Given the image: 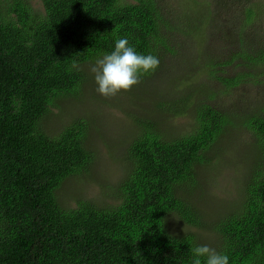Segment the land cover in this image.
Instances as JSON below:
<instances>
[{"label": "trees", "instance_id": "trees-1", "mask_svg": "<svg viewBox=\"0 0 264 264\" xmlns=\"http://www.w3.org/2000/svg\"><path fill=\"white\" fill-rule=\"evenodd\" d=\"M39 1L43 12L31 0H0V264H192V249L200 245L227 255L229 264H264V117L247 120L262 160L247 173L241 207L215 226L216 241L167 226L173 216L190 226L203 221L182 193L195 184L196 168L205 166L228 124L242 122L200 103L193 91L178 105L155 100L152 122L135 119L140 132L125 155L126 174L103 191V200L63 204L62 185L92 169L97 156L84 146L89 119L55 134L43 129L51 107L83 99L84 89L94 87L91 67L118 39L160 63L174 52L157 0ZM245 15L250 22L255 13ZM237 56L245 71L264 65L263 51L249 54L243 47L219 65L231 66ZM144 77L149 74L141 84ZM251 78L240 71L216 77L223 93ZM190 107L193 123L185 135L156 128L168 113L183 115Z\"/></svg>", "mask_w": 264, "mask_h": 264}, {"label": "rangeland", "instance_id": "rangeland-1", "mask_svg": "<svg viewBox=\"0 0 264 264\" xmlns=\"http://www.w3.org/2000/svg\"><path fill=\"white\" fill-rule=\"evenodd\" d=\"M157 2L162 17L159 23L162 32L170 39L169 48L174 56L164 54L163 63L148 78L144 77L142 84L112 97L92 92L97 87L94 82L92 89H84L81 101H69L67 107L52 106L42 121V127L55 134L77 119H89L93 126L88 124L84 146L89 149L91 145L95 151V165L71 178L58 192L63 204L73 208L77 200H103V191L111 192L112 186L126 174L129 163L125 155L140 132L135 119L146 122L157 119L150 111L155 100L160 105L163 102L178 105L180 99L191 96L193 91L194 99L201 98L200 103L225 111L231 121L239 122L240 119L242 122L235 127L228 124L215 150L211 149L205 166L196 168L195 184L182 193L199 211L203 221L198 226H190L176 216L167 219L171 233L199 234L202 239L214 242L217 237L215 226L241 207L247 173L262 160L256 151L258 140L247 120L249 117H264V65L245 71L238 67V56L231 66L221 67L219 63L235 57L242 47L249 54L264 52V0ZM31 5L43 12L39 0H31ZM247 9H253L255 13L250 22L245 21ZM179 53L182 54L177 57ZM211 71L219 74L213 76ZM238 71L252 73L254 79L221 92L223 86L216 77L221 74L231 77ZM182 77L183 81L178 82ZM208 95H212V99ZM192 107L186 108L183 115L168 113L156 128L172 137L185 135L193 123ZM238 115L239 119L235 120ZM108 202L114 203L115 200Z\"/></svg>", "mask_w": 264, "mask_h": 264}, {"label": "clouds", "instance_id": "clouds-1", "mask_svg": "<svg viewBox=\"0 0 264 264\" xmlns=\"http://www.w3.org/2000/svg\"><path fill=\"white\" fill-rule=\"evenodd\" d=\"M159 57L152 54H139L129 45L126 38L115 41L114 50L98 59L90 71L94 74L96 92L103 97H112L127 92L140 83L142 76L156 71ZM14 107L19 110V101ZM192 264H229L227 255L218 253L207 245L192 249Z\"/></svg>", "mask_w": 264, "mask_h": 264}]
</instances>
